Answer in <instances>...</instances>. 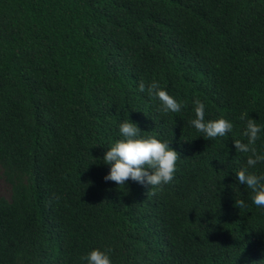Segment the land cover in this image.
I'll return each mask as SVG.
<instances>
[{
  "label": "trees",
  "instance_id": "1",
  "mask_svg": "<svg viewBox=\"0 0 264 264\" xmlns=\"http://www.w3.org/2000/svg\"><path fill=\"white\" fill-rule=\"evenodd\" d=\"M194 98L232 130L192 127ZM126 117L170 140L168 185L103 179ZM247 117L264 124V0H0V264H84L95 247L113 264H264V209L235 179Z\"/></svg>",
  "mask_w": 264,
  "mask_h": 264
},
{
  "label": "clouds",
  "instance_id": "2",
  "mask_svg": "<svg viewBox=\"0 0 264 264\" xmlns=\"http://www.w3.org/2000/svg\"><path fill=\"white\" fill-rule=\"evenodd\" d=\"M136 88L138 92H145L147 88L148 94L155 97L160 111L164 113H178L183 107V102L170 95L156 80H152L147 86L140 80ZM192 105L194 115L190 124L203 133L204 137H224L232 130V122L223 117L206 120L205 104L201 100L194 98ZM118 132L121 138L115 139L106 147L100 158L101 163L108 166L104 180L114 181L117 186H124L126 180H132L150 185V190L162 188L173 180L179 157L169 146L170 140L159 139L156 135H141L144 132L127 117L120 121ZM242 134L246 141L233 142L235 151L250 154L246 159L247 167L239 169L235 173V179L251 190V203L264 209V174L249 171L264 162V151H258L255 147L258 137L264 134V124L247 117ZM236 203L246 206L243 199ZM110 251V248H91L81 259L84 264H113Z\"/></svg>",
  "mask_w": 264,
  "mask_h": 264
},
{
  "label": "rangeland",
  "instance_id": "3",
  "mask_svg": "<svg viewBox=\"0 0 264 264\" xmlns=\"http://www.w3.org/2000/svg\"><path fill=\"white\" fill-rule=\"evenodd\" d=\"M10 189L9 186L3 181L0 171V197H4L6 199L9 198Z\"/></svg>",
  "mask_w": 264,
  "mask_h": 264
}]
</instances>
